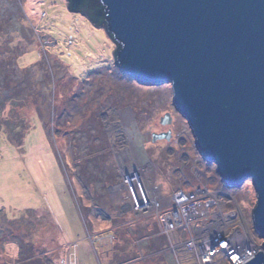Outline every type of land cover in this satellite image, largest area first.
<instances>
[{"label": "rangeland", "instance_id": "1", "mask_svg": "<svg viewBox=\"0 0 264 264\" xmlns=\"http://www.w3.org/2000/svg\"><path fill=\"white\" fill-rule=\"evenodd\" d=\"M66 3L0 0V264H178L189 234L160 219L179 191L203 205L232 194L206 222L263 243L251 182L226 189L171 85L124 76L103 27ZM135 173L162 210L137 209L124 185Z\"/></svg>", "mask_w": 264, "mask_h": 264}, {"label": "water", "instance_id": "2", "mask_svg": "<svg viewBox=\"0 0 264 264\" xmlns=\"http://www.w3.org/2000/svg\"><path fill=\"white\" fill-rule=\"evenodd\" d=\"M100 1L96 15L119 46L115 66L140 85H171L196 150L226 189L251 182L253 229L264 240V0ZM163 138L170 133L152 135ZM262 247L243 264H264Z\"/></svg>", "mask_w": 264, "mask_h": 264}, {"label": "built area", "instance_id": "3", "mask_svg": "<svg viewBox=\"0 0 264 264\" xmlns=\"http://www.w3.org/2000/svg\"><path fill=\"white\" fill-rule=\"evenodd\" d=\"M124 182L137 209L147 210V207L152 206L156 211L162 210L160 202L151 200L150 195L145 193L137 173L126 176ZM217 195V199L209 198L203 205L196 193L186 194L179 191L173 196L174 204L170 208V204H163L168 210L165 209L163 213L161 211L162 232L189 234L187 240L181 243L184 252L177 257L178 264H182L183 253L190 258L191 264H243L263 250V243L256 244V239L250 234L238 235L233 231L215 229L212 223L217 214L211 223L206 222L211 215L208 206L220 207L232 202V194L228 192L226 195ZM253 246L257 248L254 249Z\"/></svg>", "mask_w": 264, "mask_h": 264}, {"label": "trees", "instance_id": "4", "mask_svg": "<svg viewBox=\"0 0 264 264\" xmlns=\"http://www.w3.org/2000/svg\"><path fill=\"white\" fill-rule=\"evenodd\" d=\"M68 1V0H67ZM68 6L70 7V12L79 13L85 15L86 18L95 26V27H104V17L103 15L97 16L99 10L103 11L104 7L100 0H81L79 4L75 7L72 6V3L68 1ZM115 49H119L118 44L114 43Z\"/></svg>", "mask_w": 264, "mask_h": 264}, {"label": "crops", "instance_id": "5", "mask_svg": "<svg viewBox=\"0 0 264 264\" xmlns=\"http://www.w3.org/2000/svg\"><path fill=\"white\" fill-rule=\"evenodd\" d=\"M181 262L182 264H191L190 258L184 253L181 255Z\"/></svg>", "mask_w": 264, "mask_h": 264}, {"label": "bare ground", "instance_id": "6", "mask_svg": "<svg viewBox=\"0 0 264 264\" xmlns=\"http://www.w3.org/2000/svg\"><path fill=\"white\" fill-rule=\"evenodd\" d=\"M120 114H123V112H121V113H117V111H114V112L110 113V115H109V117H108V120L113 121V115H114V116H115V115L118 116V115H120ZM253 248L256 249L257 247L253 246Z\"/></svg>", "mask_w": 264, "mask_h": 264}]
</instances>
